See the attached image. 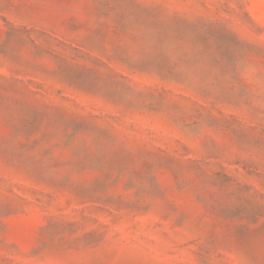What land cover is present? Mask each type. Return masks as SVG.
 <instances>
[{"label":"rangeland","instance_id":"rangeland-1","mask_svg":"<svg viewBox=\"0 0 264 264\" xmlns=\"http://www.w3.org/2000/svg\"><path fill=\"white\" fill-rule=\"evenodd\" d=\"M0 264H264V0H0Z\"/></svg>","mask_w":264,"mask_h":264}]
</instances>
